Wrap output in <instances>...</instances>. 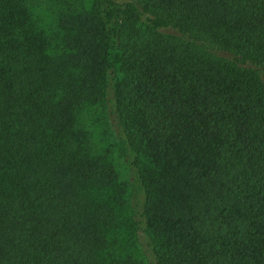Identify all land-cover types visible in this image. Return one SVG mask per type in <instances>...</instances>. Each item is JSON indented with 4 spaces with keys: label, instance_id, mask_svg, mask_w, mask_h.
<instances>
[{
    "label": "trees",
    "instance_id": "trees-1",
    "mask_svg": "<svg viewBox=\"0 0 264 264\" xmlns=\"http://www.w3.org/2000/svg\"><path fill=\"white\" fill-rule=\"evenodd\" d=\"M115 65L144 264H264V0H0V264H141Z\"/></svg>",
    "mask_w": 264,
    "mask_h": 264
},
{
    "label": "rangeland",
    "instance_id": "rangeland-1",
    "mask_svg": "<svg viewBox=\"0 0 264 264\" xmlns=\"http://www.w3.org/2000/svg\"><path fill=\"white\" fill-rule=\"evenodd\" d=\"M119 77L117 65H115V68L107 73L105 89L106 94L103 101L97 108L99 109L98 112L102 117V120L100 121L106 130L109 145L112 147L114 166L116 167L119 180L124 185L126 191V208L123 212L124 220L117 231V234H120L122 237V247L120 252L122 254L130 255L135 261L144 264V260L141 255L142 250L138 247L139 243L141 245L143 241V236L138 232L134 233L130 226L131 220L135 219L136 221L142 202V193L136 178V169L132 166L134 161H137L139 164L140 161L125 144L120 127L116 122L115 115L113 113V85L118 81Z\"/></svg>",
    "mask_w": 264,
    "mask_h": 264
}]
</instances>
